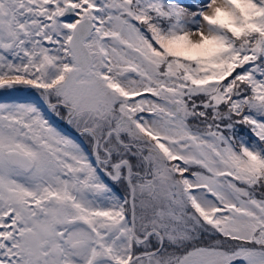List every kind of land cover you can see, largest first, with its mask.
Returning <instances> with one entry per match:
<instances>
[{"label": "snow or ice", "instance_id": "obj_1", "mask_svg": "<svg viewBox=\"0 0 264 264\" xmlns=\"http://www.w3.org/2000/svg\"><path fill=\"white\" fill-rule=\"evenodd\" d=\"M0 264H264V0H0Z\"/></svg>", "mask_w": 264, "mask_h": 264}]
</instances>
